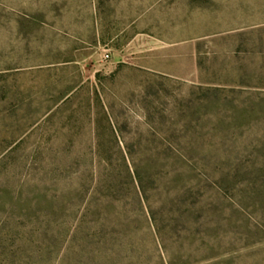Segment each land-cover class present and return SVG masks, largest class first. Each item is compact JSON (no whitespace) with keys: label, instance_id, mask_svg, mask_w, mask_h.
<instances>
[{"label":"rangeland","instance_id":"374dc122","mask_svg":"<svg viewBox=\"0 0 264 264\" xmlns=\"http://www.w3.org/2000/svg\"><path fill=\"white\" fill-rule=\"evenodd\" d=\"M112 136L169 264H264V0H0V264Z\"/></svg>","mask_w":264,"mask_h":264},{"label":"trees","instance_id":"16d2710c","mask_svg":"<svg viewBox=\"0 0 264 264\" xmlns=\"http://www.w3.org/2000/svg\"><path fill=\"white\" fill-rule=\"evenodd\" d=\"M115 140L97 138L93 158L67 157L65 188L52 192L50 206L37 219L36 243L21 259L28 264H169L157 243L140 175L125 156L109 153ZM138 221L146 224V238L139 237Z\"/></svg>","mask_w":264,"mask_h":264},{"label":"built area","instance_id":"2783aa9c","mask_svg":"<svg viewBox=\"0 0 264 264\" xmlns=\"http://www.w3.org/2000/svg\"><path fill=\"white\" fill-rule=\"evenodd\" d=\"M110 55L109 54H106L105 55V59H109Z\"/></svg>","mask_w":264,"mask_h":264}]
</instances>
